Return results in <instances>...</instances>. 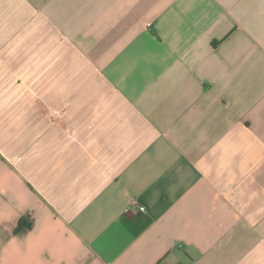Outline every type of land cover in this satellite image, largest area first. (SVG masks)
Here are the masks:
<instances>
[{
  "label": "crops",
  "instance_id": "crops-1",
  "mask_svg": "<svg viewBox=\"0 0 264 264\" xmlns=\"http://www.w3.org/2000/svg\"><path fill=\"white\" fill-rule=\"evenodd\" d=\"M0 264H264V0H0Z\"/></svg>",
  "mask_w": 264,
  "mask_h": 264
},
{
  "label": "built area",
  "instance_id": "built-area-1",
  "mask_svg": "<svg viewBox=\"0 0 264 264\" xmlns=\"http://www.w3.org/2000/svg\"><path fill=\"white\" fill-rule=\"evenodd\" d=\"M145 210H146L145 207H140L139 208V211H141V212H145Z\"/></svg>",
  "mask_w": 264,
  "mask_h": 264
}]
</instances>
